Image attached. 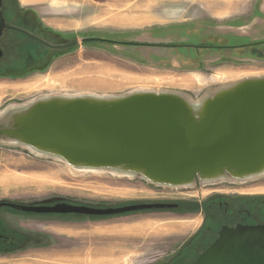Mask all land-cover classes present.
<instances>
[{
    "label": "rangeland",
    "instance_id": "rangeland-1",
    "mask_svg": "<svg viewBox=\"0 0 264 264\" xmlns=\"http://www.w3.org/2000/svg\"><path fill=\"white\" fill-rule=\"evenodd\" d=\"M16 1L22 9L27 7L19 2L33 3L30 7L45 23L71 34L92 30L131 33L195 21L201 22L195 28L204 25V30L219 35L206 36V40L222 42L223 35H235L249 37L237 42L264 41V15L260 16L264 14V0H222V3L142 0L149 3L140 6L141 14H159L166 19L154 17L151 22L140 24L110 20L111 16H137L135 6L140 0H124L127 4L120 6L115 5V0ZM140 37L150 39L145 34ZM77 44L50 57L49 65L42 70L16 74L0 71V81L16 85L5 90L0 99V113L42 96L62 94L110 97L135 92L173 93L185 99L190 107H200L202 101L223 88L244 79L264 77V54L251 56L246 52L248 49L238 51L239 55L224 51L223 57L205 52L196 63L188 57L155 55L142 48H113L93 42ZM167 58L171 60H156ZM7 127L9 118H0V130ZM247 193L264 200V175L242 183L203 184L196 176L189 187L157 185L140 176L71 166L28 150L0 133V201L24 204L64 201L99 207L141 202L179 204L177 210H143L104 218L0 210V227L6 233L18 235L17 241L31 239L14 251L0 253V264H159L198 229L204 215L201 202H211L216 197L235 199ZM190 208L196 209L184 212ZM111 248L116 249L112 254L96 252Z\"/></svg>",
    "mask_w": 264,
    "mask_h": 264
},
{
    "label": "water",
    "instance_id": "water-1",
    "mask_svg": "<svg viewBox=\"0 0 264 264\" xmlns=\"http://www.w3.org/2000/svg\"><path fill=\"white\" fill-rule=\"evenodd\" d=\"M1 8L2 0L0 36L6 28ZM93 39L86 37L79 42ZM202 103V110L195 113L185 99L173 93L47 95L5 108L0 118H9V127L0 133L28 150L71 166L127 171L170 187L191 185L196 176L203 183L211 176L259 171L264 165V77L239 81ZM2 206L36 214L108 217L172 209L177 204L99 207L64 201L53 205L0 201ZM226 248L233 250L232 255L251 252V258L242 264H264V225L223 229L211 249L199 257V263L221 264L218 257ZM224 262L239 264L234 257Z\"/></svg>",
    "mask_w": 264,
    "mask_h": 264
},
{
    "label": "flooded vegetation",
    "instance_id": "flooded-vegetation-1",
    "mask_svg": "<svg viewBox=\"0 0 264 264\" xmlns=\"http://www.w3.org/2000/svg\"><path fill=\"white\" fill-rule=\"evenodd\" d=\"M18 7L19 5L16 0H2L1 9L6 28H4L0 36V48L3 52V55L0 57L1 72L16 74L42 70L49 65L50 57H53L61 50L78 46L77 42L73 45L68 44L75 42L76 39H78L79 42V40L86 37H93L94 39L80 42L107 44L111 45L113 48L129 47L138 50L141 48L148 49L151 54L188 57L187 59L192 62L195 61L196 63L198 62V57L204 55L205 52H214L221 55V57L225 56L223 54L224 51L239 55L238 51L245 49H248L246 52L251 56L264 54V50L261 49V47L264 46V41L237 42L249 38L248 36L246 38L243 36L223 35L224 41L222 42H214L210 39L206 40L204 38L206 36L214 35L218 37L219 35L204 30V25H199V29L194 27L195 24H200L201 22L197 23L194 21L185 24H169L159 27H150L145 30L131 33L92 30L85 31L87 32L85 34H71V32L63 31L51 24L45 23L43 19L37 15L35 10L29 7L24 9ZM260 13L261 12H259V14ZM263 15V13L260 14V16ZM143 34L148 35L150 39L146 40L141 38L140 36ZM172 37L177 38L173 39ZM157 52L160 54H157ZM232 56L234 59L240 60L237 56ZM156 60L157 62H169L171 59ZM234 198L235 199H222L221 197H216L212 199L211 202L209 200L201 202L202 205H204L201 209L204 215L198 229L182 243L180 248L175 251L173 255L159 264H200L198 261L199 257L206 254L207 251L211 249L213 243L220 236V232L223 229H234L237 226L264 225V200L248 193ZM178 207L179 204L172 209L177 210ZM3 209L12 208L6 206L0 207V210ZM184 212L189 213L193 211L186 210ZM0 235V248L3 249L0 250V253L6 252L8 249L14 251L17 249L16 246L25 245L31 241V239L24 240L23 238L17 241L18 235L13 236L11 233L8 234L1 227ZM232 254H234L233 250L229 248L223 249L220 257H218L222 262L221 264L225 263V258L233 259L234 257L239 264H242L240 262L245 263L247 259L251 258V252L247 250L237 251L236 255Z\"/></svg>",
    "mask_w": 264,
    "mask_h": 264
},
{
    "label": "crops",
    "instance_id": "crops-1",
    "mask_svg": "<svg viewBox=\"0 0 264 264\" xmlns=\"http://www.w3.org/2000/svg\"><path fill=\"white\" fill-rule=\"evenodd\" d=\"M218 1H219V3H222V0H218ZM171 2H173V1H171ZM140 3H141V5H140ZM140 3H137L136 6H135V11H136L137 16H132V15L131 16L130 15H124V16L121 15V16H118V17L111 16L112 19H110V20L119 21L121 23H138V24H140V23H144V22H151L152 19L155 17V18H157V20L165 21V19H166L165 16H162V15H159V14L156 15V16H154V14H150V15L141 14L140 13V6H143L145 3H149V2H143L142 0H140ZM19 4L21 6L29 7V8L32 9V7H30V6H32L33 3L26 2L25 4H22L21 2H19ZM122 4H127V3H124V0H115V5H119L120 6ZM110 6L111 5L107 6V8L108 7L110 8ZM135 11H133L132 13H134ZM35 12L38 13L36 10H35ZM11 84L12 83H10V82L3 83V81H0V99H2L3 96H5V95H3L6 92L5 90H8L9 88L13 89V88L16 87V85H14V84L11 85ZM9 102H6L4 105L7 106ZM115 250H116L115 248H111V250L110 249H98V250H96V252H101L100 254H112Z\"/></svg>",
    "mask_w": 264,
    "mask_h": 264
},
{
    "label": "bare ground",
    "instance_id": "bare-ground-1",
    "mask_svg": "<svg viewBox=\"0 0 264 264\" xmlns=\"http://www.w3.org/2000/svg\"><path fill=\"white\" fill-rule=\"evenodd\" d=\"M81 96H84V95H81ZM203 107L204 106L202 105L200 107H190V108L195 113H199L202 110ZM78 166L81 167V168H86V169L100 170V169H98L96 167H89V166H83V165H78ZM113 172L121 174V175L132 176V174L127 172V171H119L118 170V171H113ZM263 175H264V165L259 171L255 172L253 174H249V175L233 176V177H231V176L228 177L226 175H216V176L207 177V178L203 179V184H207V183L216 184V183H220V182H223V181H230V182H234V183L235 182L240 183V182H246V181H248L250 179H253V178L258 177V176H263ZM189 185L190 184L188 183L186 185H183L182 187H189ZM178 187H181V186H178Z\"/></svg>",
    "mask_w": 264,
    "mask_h": 264
},
{
    "label": "trees",
    "instance_id": "trees-1",
    "mask_svg": "<svg viewBox=\"0 0 264 264\" xmlns=\"http://www.w3.org/2000/svg\"><path fill=\"white\" fill-rule=\"evenodd\" d=\"M194 209H196V208H190V210H194ZM94 218H104L103 216L102 217H95V216H93ZM109 217V216H108Z\"/></svg>",
    "mask_w": 264,
    "mask_h": 264
}]
</instances>
